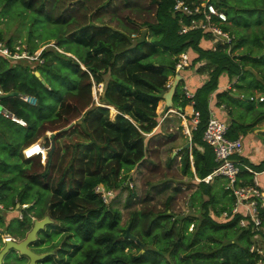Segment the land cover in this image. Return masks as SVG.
Wrapping results in <instances>:
<instances>
[{"label": "trees", "instance_id": "1", "mask_svg": "<svg viewBox=\"0 0 264 264\" xmlns=\"http://www.w3.org/2000/svg\"><path fill=\"white\" fill-rule=\"evenodd\" d=\"M174 1L7 0L8 4L33 13L41 24L56 25L55 45L63 51L42 49L41 57L47 61L39 70H49L45 72L44 81L34 70L30 71L26 59L18 61L0 54V89L4 93L17 92L0 100V136H8L16 126L14 142L4 149L0 147V164L5 168L11 155L23 159L24 165L18 160L14 167L29 181L11 202L14 207L20 203L22 208V204L34 200L23 207L25 212L34 209L33 214L26 213L20 218L14 212L15 217L8 223V212L0 211V251L5 246L2 233L20 232L22 239L25 238L33 227L32 216L44 218L53 206L52 196L63 200L83 196L88 200L98 199L100 205L65 214L61 221L47 222L38 231L36 242L30 244L38 253L48 252L38 264H260V260L264 264V253L258 251V247L264 249V206L259 208L263 218L259 231L240 225L241 213L223 219V211L232 212L236 202L228 178L223 175H216L210 181L196 178L206 177L218 166L213 146L203 138L213 95L228 111V134L232 138L254 132L264 118V100L248 98L257 92L264 93V0H236V3L214 0L228 14L224 27L232 34L230 42L214 41L211 32L200 28L181 33V22L188 21L189 16L175 10ZM259 3H262L261 10L257 12L253 7ZM252 15H255L253 19ZM241 23L252 25L251 42L246 41L243 31L237 27ZM254 23H258V27H254ZM143 25L153 32L152 39L143 38L133 43L130 34L138 33ZM0 39H3L1 33ZM204 39L210 43L202 45ZM6 42L12 47L11 38ZM243 45L245 48L240 50ZM256 45L259 50L255 49ZM192 50L196 56L190 54ZM186 51L191 59L188 66L197 65L199 73L209 75L195 89L194 107L200 111V120L192 131L191 150L185 147L181 155L183 171L196 179L200 190L194 192L190 200L195 205V197H202V209L198 215L177 216L172 212L176 195L167 198L168 207L164 211L149 207L150 196L146 195L142 199L146 205L133 213L127 227L120 226L121 231L119 209H113L95 188L100 183H109V188L117 190L127 175L119 177L124 165L130 168L136 162L150 163L151 155L167 143V139H154L160 132L147 138L143 131L151 132L155 127L156 109L161 100L170 108L165 103L163 87L167 75H176V63ZM158 53L160 56L154 59L158 66H154L153 61L143 62ZM101 59L106 64L107 75L98 73L97 63ZM223 74L229 76L231 86L217 91ZM94 78L105 81L101 101L111 108L115 105L122 112L114 120L109 107L95 102ZM58 82L76 83L75 89H61ZM182 85L180 81L174 94L176 107H185L190 102ZM24 96H33L29 98H36L37 102L31 103ZM50 98L55 101V114L47 118L45 111L53 106ZM237 100L239 105L235 103ZM3 109H7L9 115ZM11 115L23 118L26 124L14 121ZM73 119L78 121L66 127ZM48 131L56 132L47 159L43 160L39 154L25 157L24 148ZM78 134L81 135L79 141H70L73 137L70 135ZM256 135L264 142L263 131ZM64 137L67 140L62 143ZM175 138L172 134L171 139ZM37 147L36 144L32 150ZM236 157L253 169L264 171V158L254 162L244 154ZM36 163L42 169L31 168ZM238 177L236 185L254 181V173L244 166ZM8 182L7 179L0 181V197L7 206ZM164 184L170 186L169 182ZM178 189L180 191L181 187ZM227 199L228 202L224 201ZM192 223L194 227L189 231ZM12 227L23 229L12 231ZM128 228L132 235H127ZM257 233L261 234L260 238L255 236ZM60 234H66L63 242L56 240L57 236H62ZM44 238L54 242L43 247L40 242ZM71 244L75 245L72 251ZM253 244L256 248L252 250ZM126 247H136L138 251H125ZM182 252L185 254L181 255ZM28 258L12 248L0 263L25 264Z\"/></svg>", "mask_w": 264, "mask_h": 264}, {"label": "rangeland", "instance_id": "2", "mask_svg": "<svg viewBox=\"0 0 264 264\" xmlns=\"http://www.w3.org/2000/svg\"><path fill=\"white\" fill-rule=\"evenodd\" d=\"M230 1L236 3V0H230ZM216 3L218 4L217 1ZM237 4L241 6L240 3ZM261 4L262 3H259L256 5V7L253 8H257V12L260 11L261 7L259 6H261ZM33 15H34L33 13L31 14L28 11H22V9L17 8V5L15 4H8L7 0H0V33L3 36V40L6 41L11 38L13 42L12 45L13 47L15 48L19 47L20 50L25 49L26 51H29L31 53V56L20 58L18 61L20 60L22 61L26 59L27 61L26 64L29 66V68H31L30 71L34 70L36 76L42 81H44L43 79H46L44 78L46 70L44 72V70L41 69L43 72L42 73L40 72L39 67L40 65H42V63H44V61L47 60H44L45 58L42 57L33 58V56H36L37 53L42 51L43 47H49V49H59L60 51H63V49L55 45L57 41V38H55L57 26L52 23L41 24L38 20L34 18ZM254 17L255 15H252V19ZM121 25L124 24L122 23ZM253 25H255L254 27H258V23H254ZM128 26L130 27L131 25ZM235 26L236 25L234 24V27ZM237 27L241 31H243L242 33L245 36L246 41L251 42V37L253 36L251 32L252 25L248 26L245 23H241ZM233 32L236 34V38H238V34L236 33V31L233 30ZM130 36L132 38L133 43H136L139 40H142L143 38H146L147 40H151L153 37V32L148 27H146V25H143L138 33L133 32L132 34H130ZM201 42L202 45H207L208 43H210L208 39H204ZM244 48L245 45H243L242 48H240V50ZM255 49L259 50V46L256 45ZM86 50L87 49H85V51ZM163 55L169 56V54H163ZM158 56H160L159 53L155 54V57L152 56L151 58H148V60H143V62L153 61L154 66H158L159 63H156L157 61H154V59ZM9 62L11 63V61ZM97 66H98V73L100 76H102V74L105 75L108 74V72L106 73L105 70L106 64L104 63V59L99 60ZM82 67H85V65L82 64ZM37 71L40 72V75L37 74ZM51 71L53 70L51 69ZM58 71H60V69H58ZM47 72L49 73V70ZM174 76L175 75H167L165 86L163 87V91H167L169 89L168 82L172 81L174 79ZM58 84H59L58 86L61 89L74 90L76 83H74L73 85L72 82H70V83H65L63 85L62 82L61 83L58 82ZM104 84L105 81H98L97 79L94 78L93 94L96 99L95 102L98 105L101 104L107 106L104 102L101 101L100 98L101 93L104 90ZM256 91H261V90L256 89ZM24 99L27 100L26 98ZM49 100L52 101L51 105L53 106H50L49 108L46 109L45 112L47 113L46 114L47 118L55 114L54 111L55 101L53 100V98H50ZM238 101L239 100L235 101L236 105H239ZM222 105L223 104L220 105L216 100L213 103V107L215 110H218V112L221 111L226 112L227 110L226 107L223 108ZM171 107L177 109L175 103L171 105ZM109 108H110L111 118L113 120L115 119L117 114L122 113L115 105L114 108L111 107ZM126 115L129 116L128 114ZM156 115H157L156 117L157 123L153 128V130L151 132H145L142 130L143 134L146 135L147 138H149L154 132L158 131L160 132V134L154 139H157V141L162 139L163 140L167 139L168 140L167 143L158 147L157 148L158 150L151 155L150 163L146 162L145 164H141L140 162H136V164L131 166L130 168H128L127 165H124L121 168V174L119 177H123L124 174L126 173L127 175L126 178H123L124 182L117 190L114 187L109 188L108 187L109 183L104 184L107 188L115 189L117 191L116 195L109 201V205L111 204L113 209H119L120 212L119 230L121 231L122 228L120 226L122 225L123 227H127L128 222L130 221V218L132 217L133 213L136 210L143 208L146 205L145 202H143L142 200L146 195L150 196V201L148 202L149 207H155V209L162 211L166 210L168 207L167 198L171 195H176L175 199L172 202V212L175 213L177 216L182 214L198 215L200 213V210L202 209V201H201L202 197L200 196L195 197L194 199L195 205H192V201L190 199L193 196V193L194 192L197 193L200 190L197 182H195L196 179L194 180L190 176V174H186L183 171V167L181 164V155L183 154L184 148L189 147L191 150L193 146L192 138L184 131L186 124L185 123L183 124V119L185 120V118L182 114L178 113L177 111H170V108L167 109L166 106L164 105L163 100L159 102L158 108L156 109ZM187 117L188 119L186 122L191 123L193 117L191 116H187ZM77 121L78 119H73V121L66 127H69L70 125H74ZM17 122L20 123L19 121ZM134 122L137 124L136 121ZM259 127H264V119L259 124ZM13 128H14V132H11L8 136L6 135L0 136V147H2L3 149L5 146L9 147V143L14 142L15 140L14 134L16 132L15 131L16 126H14ZM55 132L56 131H48L46 135L40 137L37 140L42 142L46 146L47 155L51 147V140L53 133ZM172 134H175L177 138L171 139ZM78 135L76 137L75 135H70L73 136L72 138H70V141L72 142L79 141L81 135L80 136ZM66 140L67 138L64 137V139H62V143H65ZM40 156L42 157L43 160L47 159L46 157H43V155L41 154ZM18 160L20 161L19 164L22 163L24 165L23 159H19L18 157L13 155L10 156L9 164L5 168L0 164L1 167L0 181H2V179H7L9 181L8 182L9 187L6 188L7 200L9 201V206H13L11 202L12 199L17 198V192L23 189L25 186H27V182L29 181L26 175L23 176L15 169L14 164ZM31 168H41V166L38 163H36L32 165ZM193 168L195 167L193 166ZM259 178L262 184L264 185V174H261L260 172ZM164 182H169L170 186L167 187L164 184ZM154 185H156V187H154ZM179 187H181L180 191L178 189ZM204 197L207 198L208 196H204ZM33 201L25 202L26 203L25 205H27L28 207L30 203H33ZM224 201L228 202L229 200L227 199ZM52 203L53 206L48 211L47 216L49 219H51V221H55V222L61 221L62 219L60 218H62L65 214L74 213L76 211H86L87 209L93 206L100 205L98 199L88 200L83 196L74 198L73 200H63L56 196H52ZM33 211L34 209L28 212L24 211L22 217H24V214L26 215V213H28L29 215L33 214ZM14 212L15 211L9 209L7 215V223L13 217H15ZM36 219L37 218L35 216H32L33 226L35 225ZM15 225L18 224L16 223ZM18 229H23V228L12 227V231L13 230L16 231ZM188 229L189 231H192L190 230L191 227H189ZM7 234H9L10 236L13 237V239H16L18 241L22 239V233L20 232L15 235H13V233L3 232L1 235L2 241H4V237ZM66 234L68 235V233ZM61 235L62 234H60L59 236ZM65 236L62 235L60 238L57 236L56 240H58V242H63L62 239H64L63 237ZM52 242L54 241L48 240V238H44L40 242V245L43 247L50 246L52 245ZM261 244H263V242ZM31 246L33 248L39 249L38 246L35 245H31ZM74 248L75 245L71 244V251ZM125 251H138V248L132 247L131 249H129V247H126ZM52 252L55 254L56 250L55 251L53 250ZM182 254L184 255L185 252H182L181 255ZM172 260H175V258H173ZM29 261L30 258L27 259L25 264H27Z\"/></svg>", "mask_w": 264, "mask_h": 264}, {"label": "built area", "instance_id": "3", "mask_svg": "<svg viewBox=\"0 0 264 264\" xmlns=\"http://www.w3.org/2000/svg\"><path fill=\"white\" fill-rule=\"evenodd\" d=\"M174 9L177 11H181L189 16V20H183L181 22V33L189 32L193 29H205V31H209L212 34V39L214 41L217 40H225L230 42L232 40V35L229 30L224 27V24L228 21V14L219 4L214 0H175ZM43 49V48H42ZM41 52L37 53L33 58H41ZM0 54L12 58V59H20L23 57L31 56L29 51L25 49L20 50L19 47H11L5 40L0 39ZM190 55L189 52H182L180 54V58L176 63V74L181 73L182 69L186 66L190 65ZM176 76V75H175ZM174 76V77H175ZM173 80L168 82L169 88L172 86ZM185 94L188 98H190V102L194 106V95L195 90L191 89L188 85H182ZM4 91L0 89V94ZM29 97L33 96H24L29 102L36 103L37 99H30ZM249 99L255 100H264V93L257 92L256 94H252L248 97ZM213 96L210 99V117L207 121L203 138L210 145L213 146L215 150V158L218 162V166L204 178H200L196 176L198 180H206L210 181L216 175L226 176L229 180L228 186L233 189L234 195L236 197V202L232 209V212L229 210L223 211L222 218L230 219L234 216L235 213H241L242 217L240 219V225L244 227H253V229L260 230L263 225V218L260 215L259 208L260 206H264V187L260 183L259 171L253 169L249 164L244 163L242 160L236 157V155H243L245 149V135L240 134L236 138H232L229 136V128L230 123L227 118L221 116L217 113V111L213 107ZM223 108L225 105H222ZM180 110H177L178 113L182 114L185 117V113ZM192 122L190 124H186L184 131L190 135L192 138V131L197 127V124L200 120V111L196 110L194 107L192 114ZM14 119L20 121L21 123L26 124V121L23 119H18L14 117ZM37 144V149L35 152L29 151V149ZM46 146L40 142H34L27 147L24 148V155L28 158L36 154H41L43 157L47 155ZM242 166L246 167L248 170L254 173V181L252 184L246 185H236V182L239 179V173L242 169ZM96 192L104 199V201L108 202L116 195L117 191L115 189L107 188L104 183H100L95 188ZM26 203L22 204V208L26 207ZM18 203L16 207L7 206L4 201L1 200L0 197V211H7L9 209L18 213L19 217L23 216V209ZM7 206V207H6ZM23 218V217H22ZM191 229L194 227V223L191 224ZM257 238L261 237L260 233L255 235ZM13 238L9 234L4 237V241L7 239ZM256 248V245L253 244L251 249ZM258 251L264 253V249L258 247ZM262 263V261H260Z\"/></svg>", "mask_w": 264, "mask_h": 264}, {"label": "crops", "instance_id": "4", "mask_svg": "<svg viewBox=\"0 0 264 264\" xmlns=\"http://www.w3.org/2000/svg\"><path fill=\"white\" fill-rule=\"evenodd\" d=\"M190 54L192 56H196L197 55V53L194 50H192L190 52ZM197 67H198L197 65H194V66H188V67L182 69V71H181V74H182L181 81L183 83V86L184 85H188L191 89L195 90L198 86H200L204 81H206L208 79L209 75L207 73H205V74L199 73L197 71ZM173 81H174V79H173ZM230 86H231V83H230L229 76L227 74H223L220 77L219 86H218L217 91H223L225 89L230 88ZM215 100H216V97L213 95V101H215ZM166 105H167V103H166ZM169 107H170V111H177V110L182 109L181 111L185 113V117H184L185 120L183 119V124L184 123L185 124H190V123H188L186 121L188 119L187 116H191L192 117V114H193L194 106L192 105L191 102H188L185 107L178 106L177 109L172 108L171 106H169ZM216 111H217V113L219 115L224 116V117H226L228 119L229 115H228L227 110H226V112H224V111L218 112V110H216ZM262 120L260 121V123L262 122ZM256 133H257V131L255 129L254 132H250V133L244 134L245 135L244 156L250 158L254 162H259L261 159L264 158V143L256 135ZM261 174H264V171L261 172ZM260 183L264 187V185L262 184L261 181H260Z\"/></svg>", "mask_w": 264, "mask_h": 264}, {"label": "water", "instance_id": "5", "mask_svg": "<svg viewBox=\"0 0 264 264\" xmlns=\"http://www.w3.org/2000/svg\"><path fill=\"white\" fill-rule=\"evenodd\" d=\"M37 74L40 75V72L37 71ZM182 78V74H176L173 84L172 86L164 92L163 96L165 98V101L167 103L168 106L173 105L174 103V94L175 91L177 89V86L179 84V82L181 81ZM12 94H17L16 91H11V92H6V93H2L0 94V100L5 97V96H9ZM0 109H2V106L0 104ZM3 112L8 114L7 109H3ZM9 115V114H8ZM257 132L263 131L264 132V127H259L256 128ZM51 219L48 218V216L46 215L44 218L41 219H36L35 225L32 227V229L27 233V236L23 239H21L20 241L16 240V239H7L5 242V246L2 248V250L0 251V262H2L3 257L7 254V252L14 248L18 251H20L23 254H26L27 256H29L30 261L27 264H37V261L40 260L42 257H44L46 254H48V252L46 253H38L35 250H33L30 247V244L36 240L38 238V231L45 226V224L47 222H50ZM127 235H132L130 233V229H127ZM134 237V235L132 236Z\"/></svg>", "mask_w": 264, "mask_h": 264}, {"label": "bare ground", "instance_id": "6", "mask_svg": "<svg viewBox=\"0 0 264 264\" xmlns=\"http://www.w3.org/2000/svg\"><path fill=\"white\" fill-rule=\"evenodd\" d=\"M18 119H21V118H18ZM35 145H36V144H35ZM35 145H34V146H35ZM34 146H32V147L29 149V151L33 152V151L36 149V148H35L34 150H32V149L34 148ZM35 151H36V150H35Z\"/></svg>", "mask_w": 264, "mask_h": 264}, {"label": "clouds", "instance_id": "7", "mask_svg": "<svg viewBox=\"0 0 264 264\" xmlns=\"http://www.w3.org/2000/svg\"><path fill=\"white\" fill-rule=\"evenodd\" d=\"M44 48V47H43ZM4 93V92H3ZM8 115V114H7ZM12 116V118H13V116L14 117H16L15 115H11ZM18 118V117H17ZM14 119V118H13ZM21 119H23V118H21ZM14 120H16V119H14ZM24 120V119H23ZM18 121V120H17ZM20 122V121H19ZM21 123V122H20ZM24 124V123H23ZM37 142V141H36ZM23 152H24V150H23ZM37 155V154H36Z\"/></svg>", "mask_w": 264, "mask_h": 264}]
</instances>
